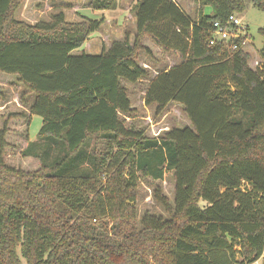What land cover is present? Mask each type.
I'll return each mask as SVG.
<instances>
[{
	"label": "trees",
	"instance_id": "obj_1",
	"mask_svg": "<svg viewBox=\"0 0 264 264\" xmlns=\"http://www.w3.org/2000/svg\"><path fill=\"white\" fill-rule=\"evenodd\" d=\"M69 1L57 6L122 7ZM23 2L0 0V74L21 88L0 127V264H233L237 254L264 264V42L259 53L242 40L209 44L212 23L241 13L242 0H132L134 32L122 40L76 11L75 21L55 9L17 20ZM84 44L99 52L76 53ZM150 46L177 61L151 76ZM123 81L148 82L144 106L155 116L178 106L188 125L159 136L130 126L137 109ZM32 116L42 119L35 141ZM14 120L32 169L8 161ZM142 181L165 216H139Z\"/></svg>",
	"mask_w": 264,
	"mask_h": 264
},
{
	"label": "rangeland",
	"instance_id": "obj_2",
	"mask_svg": "<svg viewBox=\"0 0 264 264\" xmlns=\"http://www.w3.org/2000/svg\"><path fill=\"white\" fill-rule=\"evenodd\" d=\"M65 1V3L70 2L69 0H61ZM132 0H120L122 5L121 9L117 8L114 11H103V12H95L88 8L82 7H73L72 9H68L65 6H57L60 3V0H24L22 6L16 12V19L25 21L29 24H34L37 21H47L50 17V13L63 12L66 16L67 21H75V11H80L79 14L94 20H99L102 17L104 20L106 18L109 20L108 23L104 27V32L110 35L109 40H122L124 38V33L128 32L132 39V33L134 32V22L131 19V14L129 13L130 3ZM243 2V11L237 15L243 24L247 26V34L248 38L245 41L248 44L247 50L260 52L263 47L264 38L260 36L259 29L264 28V10L259 11L256 10L252 5V0H242ZM56 6V7H55ZM55 7V8H53ZM203 14L210 15L212 13V8L210 6H204L202 8ZM77 19H79L77 17ZM101 32H95L94 39H98ZM97 41V40H96ZM98 47L100 48L102 43L98 41ZM154 54L156 55L155 60H149L144 58V62L150 67L149 71L151 76L155 74V72L164 69L165 67L172 66L177 59L173 55H168L164 57L160 51H156L154 46H150ZM80 51H84L85 53L96 54L99 52L98 50L92 49L89 50L87 45L84 46L76 53H80ZM122 84L127 89V94L130 102L136 107L137 113L135 117L130 122V126L135 129H141L146 132L148 136H159L163 132L171 129L172 127H184L188 125V121L184 116L182 109L178 106L170 105L165 110L164 114L161 116H155L154 107H145L143 103V98L145 94V90L147 88L148 82H138L135 84H130L126 81H123ZM0 91L5 94L6 102L5 108L0 109V127L2 126L3 120H5L8 114L12 112H17L20 108L17 106V102L19 96L21 94V88L16 85V82L13 77L4 76L0 74ZM5 102V103H6ZM12 122V121H11ZM19 123L18 120L13 121V130L11 134H9V139L13 145L16 147V152L12 154L11 158L8 159L9 162H13L12 164L16 165L18 162V168L23 165L28 166V168H33V163L27 160H20V154L18 151L26 146L25 140L21 138L18 134V130H21L20 127L16 126ZM42 125V119L38 116H32L30 119V124L28 127V138L30 141H35L38 135V132ZM11 153V151L9 152ZM162 188L165 195L172 201L173 198V180L170 175H167L162 183ZM152 188L144 181L141 182L139 186V198L137 201L139 216L142 215L145 211H150L155 213L157 216L162 215L165 216L162 209L158 207L153 199L151 198ZM238 249V248H234ZM241 257L237 254L233 260V264H241ZM22 264H25L22 261ZM247 264V263H246ZM253 264H263V256L255 261Z\"/></svg>",
	"mask_w": 264,
	"mask_h": 264
},
{
	"label": "built area",
	"instance_id": "obj_3",
	"mask_svg": "<svg viewBox=\"0 0 264 264\" xmlns=\"http://www.w3.org/2000/svg\"><path fill=\"white\" fill-rule=\"evenodd\" d=\"M247 26L236 15H230L224 23L213 22L211 27L210 45H214L217 41L230 42L234 40L247 41ZM236 49V45L231 46ZM103 178V176H102Z\"/></svg>",
	"mask_w": 264,
	"mask_h": 264
},
{
	"label": "crops",
	"instance_id": "obj_4",
	"mask_svg": "<svg viewBox=\"0 0 264 264\" xmlns=\"http://www.w3.org/2000/svg\"><path fill=\"white\" fill-rule=\"evenodd\" d=\"M76 12H80V11H77V10H76ZM102 12H103V11H102ZM98 13H100V12H98ZM104 18H105V17H104ZM105 21H106V22H108L109 20L106 18V20H105Z\"/></svg>",
	"mask_w": 264,
	"mask_h": 264
}]
</instances>
